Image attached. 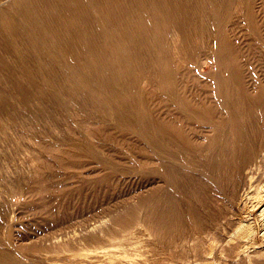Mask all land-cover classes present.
<instances>
[{"label":"rangeland","instance_id":"rangeland-1","mask_svg":"<svg viewBox=\"0 0 264 264\" xmlns=\"http://www.w3.org/2000/svg\"><path fill=\"white\" fill-rule=\"evenodd\" d=\"M11 1L1 0L0 14ZM32 1L38 17L39 11L41 16L44 13L43 5L52 2ZM112 1L113 6H109ZM123 1L93 0L95 10L86 20L82 34L84 37L94 34L90 44L99 55L102 54L98 63H105L106 70L101 71L97 66L94 71L80 62L84 76L80 79L77 92L70 89L71 79L61 72L60 60L46 61L44 57L31 52L25 53V60H18L16 55L6 51L8 36L0 30V248L14 254L22 264H50L49 258L54 257L77 261L65 264H101L96 259L106 262L109 255L130 256L135 252L120 245L122 236L127 232L138 240L146 241L149 250H158V255L150 260L153 264H183L172 254H181V257L187 252L191 257L190 249L181 251L182 248L177 247V236H174L176 228L160 223V220L171 218L167 216V211L173 207L170 200L175 190L174 181L162 175V162L168 168L174 165L177 171L182 170L179 184L182 205L186 208L185 217L190 215V207H193L196 216L193 222L196 224L209 222L211 230H214L215 222L220 221L219 230L214 232L221 234L219 237L224 240L216 243L211 254H193L192 264H249V261L250 264H264V257L260 259L264 255V180L259 185V202L250 198L253 188L240 190L231 200L227 190L221 192V185L216 181L193 179L198 169L194 171L187 165L192 159L187 148L181 151L183 163L173 162L166 155L171 154L170 144V152L164 154L157 149V140L150 141L145 134H138L135 127L114 119V110L118 107L122 113H129L116 97L124 96L126 106L131 110L139 103L140 100L127 97L132 90L145 93L146 118H159L169 128L173 119L171 103L155 85L154 78L140 82L120 73L129 66V57H133L137 51L129 40L132 37L122 36L123 23L133 13L130 8L124 11L118 8L117 5L123 4ZM170 1L178 6L182 2ZM210 1L217 2L219 6L225 3V0ZM103 3L112 9L110 14L102 12L101 15ZM185 5L204 6L201 2ZM213 9L208 3L203 13L206 12L210 20ZM231 12L232 9L228 7L224 11L226 19L215 23L211 20L208 24L210 35H206L205 31L204 35L193 37L199 43V52L201 54L206 50L207 40H214L215 25L223 21L232 42L237 44L238 40H242L247 43L249 62L255 65L252 37L242 35L238 38L241 26L244 27L241 14ZM57 13L46 24L55 28L56 39H67L59 27L61 12ZM194 15L197 19L202 17L197 13ZM183 16L191 19V16L179 14V17ZM113 28L117 30L115 33L112 32ZM187 29L191 31V25ZM173 31H169L165 42H173ZM114 35L118 37L114 39ZM102 40L107 44L103 50L100 48ZM24 41L20 37L16 43L22 45ZM129 42L131 46L127 51L125 47ZM106 46L117 47L118 50L106 51ZM69 49L74 55H80L84 50L77 45ZM52 50L66 57L61 48L54 47ZM115 53L122 56L118 63L112 60ZM108 54L111 58L107 57ZM142 57L141 64L151 69V55L144 51ZM201 58L198 56L197 63L204 74H211L212 68ZM39 59L42 62L37 64ZM194 62L191 61L190 66ZM179 63L178 76L171 81L170 87L176 85L182 90L187 88L189 74L183 66L187 63H183V60ZM36 67L40 69L34 70ZM25 70L31 72L25 73ZM29 74L35 78L26 77ZM46 78L51 86L47 93H42L39 86ZM95 86L104 94L96 93ZM171 137V133H168L161 138L169 143ZM54 147H60V150H52ZM80 147L82 151L76 149ZM255 173L264 175V167L258 168ZM191 182L198 187L197 195L192 191ZM193 194L197 202H192ZM219 210L235 224L240 220H243L244 226L250 224L254 230L252 235L235 237L232 234L234 227L228 224L222 230L225 224L221 223L224 221L220 219ZM189 220L182 230L191 228ZM158 228L161 233L167 234L160 243L154 239ZM207 239L209 237L206 236V247L210 242ZM234 243L240 244L237 248L234 246L238 256L228 262ZM138 250L143 251L144 255L146 247Z\"/></svg>","mask_w":264,"mask_h":264},{"label":"bare ground","instance_id":"bare-ground-1","mask_svg":"<svg viewBox=\"0 0 264 264\" xmlns=\"http://www.w3.org/2000/svg\"><path fill=\"white\" fill-rule=\"evenodd\" d=\"M197 2H201L204 6L185 5ZM113 3L114 1L109 3V6H113ZM208 3L214 8L211 19L214 23L227 18L224 11L228 7L232 9L231 14L235 11L241 14L240 18L244 27L241 26L238 38L242 35L252 37L251 46L256 55L255 65L249 62L247 43L242 40H238L237 44L232 42L228 37L227 29L223 26V21L215 25V33L212 32L215 34L214 40H207L206 50L200 54L199 43L193 37L204 35L205 31L206 35H210L208 24L211 20L206 12L203 14ZM31 4H33L32 0H12L8 3V8L0 14V30L8 36L7 52L16 55L17 59L22 61L25 60L26 52L42 56L46 61L60 60L62 64L60 70L66 77L67 74L69 75L71 79L69 87L76 92L80 79L84 76L80 62L87 64V68L94 71L97 66L101 71L106 70L105 63H98L102 54L99 55L96 48L91 47L90 43L94 34H87L85 37L82 34L85 31L86 20L95 10L93 0H52L51 4L43 5L44 13L41 16L39 11V17L37 9ZM123 4L117 5L120 10L130 8L133 13L128 15L126 22L123 23L122 36H131L129 40L133 42L137 51L133 57H129V66L120 73L140 82L154 78L155 85L171 103L173 119L169 128L159 118L151 116L146 118L147 106L143 102L146 95L144 92L133 90L128 92L127 97L140 100L139 103L131 110L126 106L124 96L116 97L115 99L124 104L125 110L129 113H122L118 107L114 110L116 112L114 119L128 124L131 128L135 127L138 134H145L150 141L157 140V149L164 154L170 152L168 147L170 144L171 154L166 155L171 157L173 162L183 163L184 155L181 151L187 148V153H190L192 157L187 165H190L194 171L198 169V173L195 171L194 180L201 178L203 182L209 179L216 181L219 186L221 185L220 191L223 192V189H226L231 200L236 198L240 190L253 188L250 198L259 202L261 200L259 185L264 180V175L255 173V170L264 167V0H225L224 6H219L217 2L210 0L208 2L207 0H182L179 6L170 0H125ZM53 11H55L54 14L61 12L62 20L59 27L67 39H56L55 28L46 24L54 17ZM102 12L108 15L112 9L103 3L101 15H103ZM194 13L202 17L197 19ZM179 14L191 16V19L187 16L179 17ZM188 25H191V31H188ZM171 29H174L173 42H165ZM116 31L113 28L112 32ZM20 37L25 39L22 45L16 43ZM116 37L118 36L114 35L113 38ZM102 42L100 48L103 50L104 45L107 44L103 40ZM73 45L84 48L83 53L72 54L69 47ZM130 46L129 42L125 49L128 51ZM54 47L61 48L66 57L53 51ZM114 49L118 50L117 47H105L106 51L114 52ZM144 51L151 55L149 61L151 69L141 64ZM195 54L199 55L195 57ZM115 55L112 56L114 57L112 60L118 63L121 61L119 57L122 56L118 53ZM198 56H201V60L212 68L211 74H204L201 65L197 63ZM79 57L80 60L77 61ZM107 57L111 58V55L108 54ZM180 60L187 63L183 66L189 74L187 88L182 90H179L176 85L170 87L171 81L178 76ZM191 61L194 63L190 66ZM41 62L42 60H37V64ZM132 68L135 71L134 75ZM39 69L36 67L34 70ZM29 72L31 71L25 70V73ZM48 75L46 77H49ZM26 77L35 78L32 74ZM50 86V81L46 78L39 89L42 93H47ZM95 92L104 94L97 86H95ZM168 133L172 136L169 143L161 138ZM48 149L51 150L50 147ZM76 149L80 150L81 147ZM52 150L58 151L60 147H54ZM160 168L162 175L169 177L175 185L170 200L173 207L167 211V216L171 218L160 220V223L174 226L177 247L182 248L183 252L186 249L191 251V257L186 252V255L181 257V254L173 253L174 258L182 260L183 264H192L193 254L197 255L201 252L211 254L216 243L224 240L219 237L221 234L214 232L219 230L217 228L220 221L215 222L214 230H211L209 222L204 225L196 224L193 222V218L196 217L193 207H190V215L185 217L186 208L182 205L179 184V174L182 170L177 171L174 165L168 168L162 162ZM191 186L192 191L197 195V185L191 182ZM196 195H192V202H197ZM229 208L231 209L232 206ZM222 212L220 219L224 221L221 223L225 224L222 230L226 229L228 224L229 227H234L232 234L235 237L244 238L252 235L254 230L250 224L244 226L243 220H240L236 225ZM188 220L191 228L182 230L181 228ZM166 235L158 228V234L155 233L154 239L160 243ZM205 235L210 241L207 247ZM137 240L125 232L120 245L135 252L130 256L109 255V261L106 262L103 259H96V261L101 264H153L154 262L150 260L158 255V250L155 248L149 250L146 241ZM234 246L237 248L240 244L231 245L228 262L238 256ZM144 247L146 250L142 255L143 251L138 249ZM220 251L224 250L220 249ZM263 257L264 255L260 259ZM48 261L50 264L77 262L72 258L65 261L63 257L49 258ZM0 264L22 263L14 254L0 248Z\"/></svg>","mask_w":264,"mask_h":264}]
</instances>
